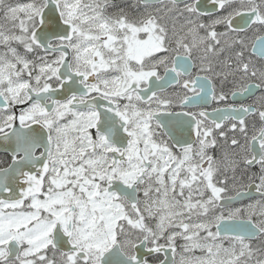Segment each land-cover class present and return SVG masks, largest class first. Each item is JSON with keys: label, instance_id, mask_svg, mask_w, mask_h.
Masks as SVG:
<instances>
[{"label": "snow or ice", "instance_id": "6c2138e0", "mask_svg": "<svg viewBox=\"0 0 264 264\" xmlns=\"http://www.w3.org/2000/svg\"><path fill=\"white\" fill-rule=\"evenodd\" d=\"M0 264H264V0H0Z\"/></svg>", "mask_w": 264, "mask_h": 264}]
</instances>
